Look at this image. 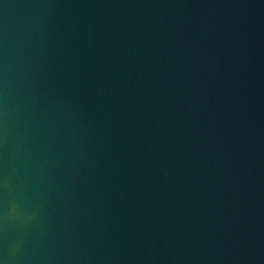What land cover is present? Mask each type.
<instances>
[{"label": "water", "instance_id": "1", "mask_svg": "<svg viewBox=\"0 0 264 264\" xmlns=\"http://www.w3.org/2000/svg\"><path fill=\"white\" fill-rule=\"evenodd\" d=\"M0 264H264V0H0Z\"/></svg>", "mask_w": 264, "mask_h": 264}]
</instances>
